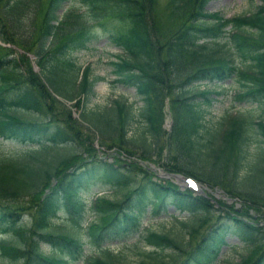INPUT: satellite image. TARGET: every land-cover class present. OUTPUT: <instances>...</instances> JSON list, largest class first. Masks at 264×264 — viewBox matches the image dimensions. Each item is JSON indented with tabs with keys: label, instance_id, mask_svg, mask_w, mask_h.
Segmentation results:
<instances>
[{
	"label": "trees",
	"instance_id": "trees-1",
	"mask_svg": "<svg viewBox=\"0 0 264 264\" xmlns=\"http://www.w3.org/2000/svg\"><path fill=\"white\" fill-rule=\"evenodd\" d=\"M66 1L0 0V14L15 35L37 33V38L28 41L27 45L31 42L29 48H34L42 78L50 86L55 76L65 78V85L72 88L66 95L69 99H76L91 88L88 66L82 68L83 76L77 80L78 68L75 72L70 56L72 51L85 47L97 37L94 27L99 26L122 50V54L114 55L112 60L113 80L132 85L142 103L135 108L132 103L116 99L112 106L103 108L104 113H100L98 108L83 109L80 117L83 120L96 118L100 132L106 136L115 135L120 130L122 142L153 154L162 122L157 111L163 105L155 76L159 51L157 45L155 49L153 39L155 41L156 38L146 18V14L150 18V12L153 13L154 0H151L152 7L149 0H76L84 6L83 11L69 4L59 16V10ZM207 1L170 0L173 12H184L188 8L192 12L181 26L166 35L161 44L160 53L163 52L166 69H169L173 90L169 136L174 146L175 165L191 174L185 175L216 184L243 200L264 203V0H259L251 12L227 17L218 10L205 9ZM43 7V15L40 16ZM151 24L154 26L155 21ZM226 31H229L227 35L233 47L248 63L243 68L228 55L216 53V45L211 43L218 41ZM0 39L6 42L1 32ZM11 56L0 53V135L37 145H30L15 156L0 154V231L9 232L14 237L13 242L0 241L3 255L20 260L18 264H70L71 259L81 254L84 241L80 239V232L83 230L91 242L100 243L103 239L138 228L145 213H157L168 205L179 210L201 207L209 212L203 196H195L187 188L180 189L169 179L159 181L147 176L130 188V183L120 182L127 175L122 167L97 154L73 163L69 161L73 155L49 156L47 148L60 145L65 132L47 121L12 111L22 109L31 112L36 107V99L30 92L23 91L15 96L14 101L7 100L10 90L21 89L19 83L23 82L19 60ZM228 77L246 81V88L237 92L236 98L249 97L260 108L262 116L258 114L254 119L253 115L241 111L223 114L219 127H208L200 133L204 104L213 99V89L209 85ZM200 84L202 88H198ZM135 123L144 125L139 137L129 133ZM253 128L263 148L252 159L247 155V146L254 141ZM44 139L48 142L40 143ZM247 156V160H251L245 164ZM68 165L70 168L74 165L70 171L65 168ZM88 183L123 187L124 193L115 199L96 197L91 208L97 212V218L80 227L76 216L85 204L80 192ZM38 193L41 194L35 206L36 214L29 221H22L23 212L7 202L16 197H34ZM222 209L225 214L217 217L211 227L204 230L202 237L198 231L194 233L201 222V214L197 224L189 225V233H194V239L197 236L199 239L183 259L176 261L179 253L172 256V264H214L221 246L226 244L228 230H243L247 235L248 229L249 232L256 230L246 215H238L236 208ZM65 213L68 214L70 230L55 229L53 219ZM206 216L207 213L202 215V220ZM143 237L156 250L175 246L182 248L179 240L167 232L147 230ZM248 239L251 247L234 264H264V249H260L262 241ZM41 241L49 245V252L42 250ZM187 244H192V241ZM65 251L70 254L69 258L64 256ZM170 263L159 257L149 263L140 262ZM83 264L116 262L108 255H97L89 257Z\"/></svg>",
	"mask_w": 264,
	"mask_h": 264
},
{
	"label": "rangeland",
	"instance_id": "rangeland-1",
	"mask_svg": "<svg viewBox=\"0 0 264 264\" xmlns=\"http://www.w3.org/2000/svg\"><path fill=\"white\" fill-rule=\"evenodd\" d=\"M257 2H259V0H208L205 4V9L218 10L223 16L227 17L234 14L251 12L255 9ZM148 3L152 7L151 0H149ZM69 4L78 11H83L85 9L78 1L67 0L59 10V16L61 10ZM189 10L188 8L184 10V12H173L170 0H154L153 13L151 14L150 12V18H148L146 14V18L149 20L150 24V31L156 38L155 41L153 39L155 49L157 45L159 51L155 76H157V87L161 89L163 96V105L160 110L157 111V113L160 114L162 122L153 154L144 152L141 148L129 143L122 142L120 130H118L115 135L106 136L104 133L100 132V127L96 123V118L92 117L89 120L83 117L85 119L83 120L80 117L81 110L83 109L90 110L98 108L100 113H104L103 108L112 106L116 99L132 103L135 108L142 103L132 85L113 80L115 73L113 71L114 66L112 60H114V55L122 54V50L108 40L105 32L101 30V28H99V30L94 27L97 37L87 43L85 47L76 49L71 53L70 59L73 60L75 64V72L78 68L76 73L77 80H79L82 68L88 66L87 77L91 81V88L89 92L80 93L76 99H69L66 95L72 88L65 85V78H62L60 75L59 77L55 76L53 78L54 82H50L51 86L42 78L39 66L40 63L36 62L33 53L34 48H29L31 42L27 45L28 41L37 38V33L35 32L33 35H15L4 22L0 14V32L3 33V37L6 39V42L0 39V53L5 52L8 56L12 55L11 57L17 58L19 60L21 73L23 74V82L19 83L21 89L15 91L10 90V93L6 95L7 100H11V102L14 101L15 96L21 94L23 91L30 92L36 99V107H34L31 112L22 109H12V111L19 115H31V118L35 120L47 121L51 126H59L65 132V136L61 139V142H59L60 145H52L47 148L50 154L49 156H59L61 154L73 155L69 159L70 163H73L77 159V162H79L80 159L89 157L90 154H97L122 167L127 175L120 182L125 185L130 183V188L144 181L147 176L154 177L159 181H164L163 178L168 180L165 175L162 176V172L178 170L183 174L191 175L175 165L176 159L173 155L175 154L174 146L171 144L172 137L169 136V130L172 126L171 97L173 95V90L171 88L170 76L168 73L169 69H166L163 60V52L162 54L160 53L163 39L167 34L173 33L175 29L188 19L192 12H189ZM43 11L44 7L40 12V16L43 15ZM153 21H155L154 26L151 24ZM227 27H229V25ZM227 33L229 35V31H226L218 38V41L214 40L210 42L216 45V53L228 55L240 68H243L248 63L243 60L242 56L239 55L238 51L233 47ZM81 76H83V74ZM245 83L246 81L241 78L239 79V77H228L214 81L213 85H209V87L213 89V99H211L209 103L204 104L205 113L202 118L203 125L200 129V133H204L203 130L208 127H219L223 114L241 111L245 114L249 113L253 115L254 119L259 115L262 116L260 108L254 102H251L252 100H250L249 97H246V99L236 98L237 92L246 88ZM202 87L203 85L201 84L198 86V88ZM88 113L91 116L90 111H88ZM106 113L107 112H105V114ZM93 114L98 115L96 112H93ZM99 124L101 126V123ZM143 126L141 123H135V125H132L130 128L131 130L129 133L134 137H139ZM251 134H253L252 138L254 141L247 146V155L253 159L261 152L263 144L257 139L258 134L256 129L253 128ZM47 142L48 141L44 139L40 143ZM30 145L36 146L37 144L0 135V154L15 156L23 153ZM248 156L245 159V164L251 160H247ZM173 165L174 167L170 168ZM73 166L70 168V165H68L65 168H69L67 171H70ZM244 167L246 168V165ZM193 177L198 182L200 188L205 190L202 191L201 189L195 190L191 188V190H189L195 196L204 197L202 199L205 200L209 206V212H206L205 209L201 207L179 210L172 205H168L165 210H159L157 213H145L140 219V224L138 228L136 227L137 229L133 228L119 236L103 239L97 244L92 243L85 233V230H83V232H80V239L84 241L81 254L70 260V264H82L84 260L86 261L89 257L97 255H108L109 257H113L116 264H140L141 261L149 263L157 257L169 261L171 262L170 264H172L173 261L170 258L176 256V253H179V257H177L176 261L183 259L199 239L198 236L194 239V233L198 231L200 237H202L201 235L204 233V230L206 231L210 228L211 223L217 217L221 214H225L222 208L226 207L236 208L240 216L244 217L246 215V218L251 221L256 230L249 232L248 229V235L243 230H233L232 232L228 230L226 244L221 246L220 253L217 257L218 260L214 264H234L238 262L241 256L251 247V242L248 239L249 237L253 240H261L260 249H264V203L243 200L216 184L200 180L196 178V176ZM52 180H54V178ZM173 180L178 182L176 178H173ZM114 185L121 186L117 184ZM178 186L180 189H188V187H184L181 184ZM80 193L85 204L76 218L80 227H84L90 221L97 218V212L91 208L92 202L96 197L105 196L109 199L120 198L123 196L124 188L106 187L105 185L101 186L94 183L89 185L88 183L82 187ZM40 194L34 197H16L7 200V202L9 205L19 209L20 212H23L22 221H29V219H33V216L36 214L35 206L39 200ZM206 213L208 216L202 220V215ZM200 214V224L196 226L194 233H189V225L197 224V222L200 221ZM67 218V213L59 214L53 219L55 222L53 227L60 231H69L71 227L68 226L69 220ZM147 230L167 232L171 236H175L174 238L179 240V244L182 248L175 246L156 250V248L147 243L143 237ZM189 239L192 241V244L188 245L187 243L190 242ZM1 240L13 242L14 237L10 235L9 232L0 231V241ZM40 246L44 252H49V245L47 243L41 241ZM65 256L70 255L66 253ZM19 262L20 260L11 259L3 255L0 251V264H18Z\"/></svg>",
	"mask_w": 264,
	"mask_h": 264
},
{
	"label": "bare ground",
	"instance_id": "bare-ground-1",
	"mask_svg": "<svg viewBox=\"0 0 264 264\" xmlns=\"http://www.w3.org/2000/svg\"><path fill=\"white\" fill-rule=\"evenodd\" d=\"M181 174H183V173H181V172H179V171H167V172H162V176H169V177H172V182H174L175 184H177V185H179V184H181V185H183L184 187H188V189H195V190H205V189H203V188H200V186H198V183H197V181L193 178V177H191V176H183V175H185V174H183V175H181ZM173 178H176L177 179V181L179 182H176L175 180H173ZM193 178V179H192ZM190 189V190H191Z\"/></svg>",
	"mask_w": 264,
	"mask_h": 264
}]
</instances>
